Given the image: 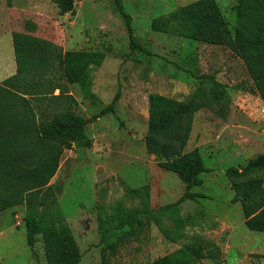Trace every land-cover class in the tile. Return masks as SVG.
<instances>
[{"label":"rangeland","instance_id":"rangeland-1","mask_svg":"<svg viewBox=\"0 0 264 264\" xmlns=\"http://www.w3.org/2000/svg\"><path fill=\"white\" fill-rule=\"evenodd\" d=\"M7 1L0 0L2 30L8 26ZM121 1L135 35L152 57L131 53L128 30L112 0H75L74 13L64 16L49 0H20L16 5L21 13L10 21L13 30L53 42L64 51L106 55L103 65L92 72L95 104L79 87L61 82L76 100L75 112L87 121L86 134L92 141L90 149L65 151L51 182L63 187L58 203L83 255L81 264H151L184 247L207 243L215 244L218 253L202 264H264V233L246 227L225 176L229 168L264 153V103L244 63L224 48L152 32L154 19L200 0ZM217 2L233 31L237 0ZM201 76H214L227 97L225 103L195 116L186 148L187 153L199 149L209 170L201 176L203 186L194 189L206 199L163 212L177 204L184 186L147 153L149 97L185 101L200 85ZM119 90L116 114L94 121ZM144 186L150 188L152 216L167 236L145 215L132 220L131 213H140L144 205L126 188ZM24 212L0 215V264H47L41 237L34 251L27 246Z\"/></svg>","mask_w":264,"mask_h":264},{"label":"trees","instance_id":"trees-1","mask_svg":"<svg viewBox=\"0 0 264 264\" xmlns=\"http://www.w3.org/2000/svg\"><path fill=\"white\" fill-rule=\"evenodd\" d=\"M49 1L62 16L75 11V0ZM112 1L128 30L131 53L152 57L135 35L123 2ZM151 30L228 50L244 63L264 103V0H237L233 31L217 0H200L154 19ZM12 43L17 72L0 83V215L17 209L25 211L27 246L34 251L41 237L47 264H81L83 255L58 203L63 187L51 182L65 151L90 149L92 141L86 134L87 121L75 112L76 100L61 82L79 87L82 95L95 104L92 72L103 65L106 55L64 51L53 42L15 30ZM199 79L200 85L185 101L156 94L149 97L147 153L155 157L159 168L177 175L184 186L177 204L161 209L163 212L206 199L194 189L203 186L201 176L209 170L199 149L187 153L186 148L195 116L204 109L212 110L214 104L225 103L227 97L225 87L214 76ZM121 97L119 90L93 120L116 114ZM225 176L234 192L232 203L240 204L246 227L264 233V153L245 165L229 168ZM126 191L138 196L144 205L140 213H131L132 220L145 215L167 236L152 216L149 186L127 187ZM217 253L215 244L207 243L200 248L184 247L151 264H202L204 259H215Z\"/></svg>","mask_w":264,"mask_h":264},{"label":"crops","instance_id":"crops-1","mask_svg":"<svg viewBox=\"0 0 264 264\" xmlns=\"http://www.w3.org/2000/svg\"><path fill=\"white\" fill-rule=\"evenodd\" d=\"M17 1L20 0H8L6 2L5 13L8 15V26L5 27L6 30H2L0 27V83L12 78L17 72L12 43V32L14 30L11 28V17L13 15H20L21 13V10L16 5Z\"/></svg>","mask_w":264,"mask_h":264},{"label":"built area","instance_id":"built-area-1","mask_svg":"<svg viewBox=\"0 0 264 264\" xmlns=\"http://www.w3.org/2000/svg\"><path fill=\"white\" fill-rule=\"evenodd\" d=\"M18 225H19V223H18Z\"/></svg>","mask_w":264,"mask_h":264}]
</instances>
